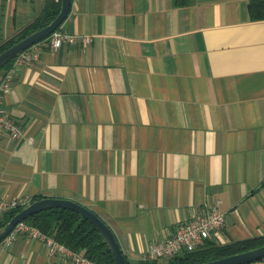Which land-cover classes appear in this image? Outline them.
Returning <instances> with one entry per match:
<instances>
[{
  "label": "crops",
  "instance_id": "crops-1",
  "mask_svg": "<svg viewBox=\"0 0 264 264\" xmlns=\"http://www.w3.org/2000/svg\"><path fill=\"white\" fill-rule=\"evenodd\" d=\"M45 2L0 0V43ZM248 2L71 0L58 30L90 42L31 45L2 97L22 134L0 135V198L86 205L129 264L216 200L209 239L264 235V19ZM0 264L73 263L18 233Z\"/></svg>",
  "mask_w": 264,
  "mask_h": 264
},
{
  "label": "trees",
  "instance_id": "trees-1",
  "mask_svg": "<svg viewBox=\"0 0 264 264\" xmlns=\"http://www.w3.org/2000/svg\"><path fill=\"white\" fill-rule=\"evenodd\" d=\"M247 7L250 20L264 19V0H249ZM59 8L60 0H46L38 16L13 36L0 43V51L26 34L47 24L57 14ZM8 63L0 67V71L5 69ZM40 197L43 196H36L33 199ZM21 207L17 206L2 213L0 215V226ZM25 221L98 264H116L112 253L95 226L73 210L63 207L47 208L33 213ZM261 244H264V235H256L224 243L205 239L194 249L183 250L171 257H164V260L143 259L138 264H197Z\"/></svg>",
  "mask_w": 264,
  "mask_h": 264
},
{
  "label": "built area",
  "instance_id": "built-area-1",
  "mask_svg": "<svg viewBox=\"0 0 264 264\" xmlns=\"http://www.w3.org/2000/svg\"><path fill=\"white\" fill-rule=\"evenodd\" d=\"M49 44L52 48H57L62 40L70 44L88 43L90 37L87 35L66 34L58 29L49 36ZM32 58L27 49L22 51L16 57L11 59L9 65L3 71L0 77V135L6 132L11 138H18L22 134L21 126L10 117L2 104L4 92L11 84L14 69L17 65ZM30 199L26 197H17L12 199L0 198V215L11 208L23 206ZM223 223V213L218 209V200L209 205L208 210L191 217L178 224L175 231L162 239H155L150 242L144 252L143 259H159L171 257L183 250H191L199 246L205 239H209ZM37 237L46 242L50 252H58L60 255L68 257L73 264H98L85 255L69 248L62 242H59L48 236L36 226L22 220L17 222L14 228L2 240L4 244H10L15 234Z\"/></svg>",
  "mask_w": 264,
  "mask_h": 264
},
{
  "label": "water",
  "instance_id": "water-1",
  "mask_svg": "<svg viewBox=\"0 0 264 264\" xmlns=\"http://www.w3.org/2000/svg\"><path fill=\"white\" fill-rule=\"evenodd\" d=\"M71 0H60V8L57 14L45 25L33 30L22 38L13 42L0 51V67L7 64L31 45L47 38L53 31L59 28L70 10ZM52 207H63L75 211L91 222L102 236L104 242L112 253L116 264H128L122 249L107 223L92 209L70 198L43 196L32 199L14 213L0 226V241H2L14 228L17 222L25 220L33 213ZM264 258V244L225 255L219 258L207 260L197 264H245Z\"/></svg>",
  "mask_w": 264,
  "mask_h": 264
}]
</instances>
